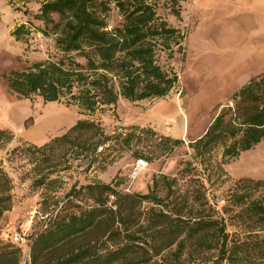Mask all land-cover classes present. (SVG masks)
Segmentation results:
<instances>
[{"label":"trees","instance_id":"trees-1","mask_svg":"<svg viewBox=\"0 0 264 264\" xmlns=\"http://www.w3.org/2000/svg\"><path fill=\"white\" fill-rule=\"evenodd\" d=\"M172 2L178 4L179 0ZM112 7L122 20L111 27ZM175 13L179 15V11ZM35 17L43 23L39 29L43 35L55 36L56 48L63 55L56 61L38 60L6 74L8 89L20 96L64 100L94 112L104 105H116L120 97L130 101L165 97L177 84V74L164 69L158 52L169 49L172 56V43L180 45L184 36L167 21H159L150 0H43ZM31 25H18L12 35L18 40L30 36ZM231 100L234 105L223 106L206 133L191 143L200 163L218 147L223 148L225 158H231L264 140V73L252 78ZM114 136L99 122L80 119L62 136L28 147L41 154L47 164L48 172L39 177L38 184H45L55 172V152L63 143L96 158ZM12 139L9 129H0V142ZM131 140L127 134L123 144L130 145ZM162 140L169 143L168 149L183 143L168 136H161ZM161 178L168 186L164 197L155 191L160 178L155 179V189L144 195L123 194L112 183L73 187L70 202L76 209L62 206L51 212L44 228L33 237L32 264H138L137 257L147 261L148 255L158 256L167 250L176 261L187 253L184 261L199 260L201 264H264V179L235 180L218 207L200 191L193 197L186 194L179 202L180 195L168 178ZM11 190L12 179L0 164V218L12 207ZM111 195L120 201L115 203L116 209L107 207ZM139 201L162 207L150 211L149 235L142 239L150 248L136 243L141 237L131 231L132 203ZM115 222L125 227L127 243H116V249L103 254L98 245L105 235H93L111 224L108 238L118 240L121 233L113 228ZM78 239L83 244L64 257L56 256L60 244ZM9 246L13 249L0 247V264H20L21 249Z\"/></svg>","mask_w":264,"mask_h":264},{"label":"rangeland","instance_id":"rangeland-1","mask_svg":"<svg viewBox=\"0 0 264 264\" xmlns=\"http://www.w3.org/2000/svg\"><path fill=\"white\" fill-rule=\"evenodd\" d=\"M42 1L0 0V129H9L13 134L11 141L0 142V164L12 179V207L0 218V247L13 249L9 245H14L21 249L20 264H32L33 237L44 228L51 212L62 206L65 209L73 208L70 191L75 186L80 188L90 183H112L123 194L144 195L155 189V179L160 178L155 191L164 197L168 186L161 177L166 176L177 195H180L177 196L179 202L186 194L193 197L200 191L213 205L220 207L235 180L264 179V140L231 158H225L223 148L218 147L206 155L202 163L191 147L192 142L206 133L223 106L234 105L231 98L235 92L225 101H215L212 110H200L201 104L207 99L200 100V95L191 92L188 89L191 85L186 82L191 73L195 50L199 47L204 50L211 45L200 41L204 32L199 36L195 30L200 18L203 19V28L201 26L199 29L202 31L208 27L210 16L203 12V8L217 0H179L178 4H173L172 0H150L160 17L159 21H167L169 25L180 29L184 36L180 45L172 43V56H169V49L158 52L159 63L164 69L177 74V84L165 97L137 101L120 97L116 105H104L94 112L76 104L68 105L64 100L49 102L39 95L31 98L20 96L6 85L4 76L10 71L23 69L38 60L56 61L63 55L56 48L55 36H45L39 30L43 23L35 15ZM174 9L179 11V15ZM121 20L117 9L112 7L109 13L110 26L117 25ZM30 22L33 27L30 36L18 40L12 35L18 25L26 23L30 26ZM77 60L84 62L82 57H77ZM202 68L207 70L206 65ZM209 86L216 89L215 83ZM165 100L177 101L182 109L173 119L154 118L155 105ZM185 109L190 113L188 116L193 132L181 135L178 131L183 117L178 114L186 112ZM80 119L95 120L108 134L115 135L109 142L110 146L100 148L101 152L93 158L63 143L55 152V172L45 184H38L39 177L48 172L47 164L41 154L28 147L42 146L52 138L62 136ZM140 128L147 130L141 131ZM127 134L131 135L130 145L123 144ZM161 136L182 139L183 143L168 149L169 143L161 141ZM15 148L16 151H13ZM139 159L146 163L142 169L136 166ZM116 202L120 201L111 195L107 207L116 209ZM132 204L134 225L131 231H137L138 237H141L136 243L150 248L142 240L149 235L147 228L150 211H159L162 207L149 201ZM108 228H111V224L105 226L99 234L93 235L95 238L105 235L99 238L98 245L103 254L116 249V243H127L126 230L122 224L113 223V228L121 233L118 240L108 238ZM82 241L63 242L57 248L56 256L64 257L83 244ZM168 253L169 250L158 256L148 255L147 261L137 257L138 264H201L199 260L184 261L188 257L187 253L181 261L173 260Z\"/></svg>","mask_w":264,"mask_h":264},{"label":"crops","instance_id":"crops-1","mask_svg":"<svg viewBox=\"0 0 264 264\" xmlns=\"http://www.w3.org/2000/svg\"><path fill=\"white\" fill-rule=\"evenodd\" d=\"M203 12L210 16L208 27L199 29L203 25L200 18L195 32L199 36L204 32L200 41L211 45L195 50L186 82L191 85L187 87L191 92L200 95V100L207 99L199 108L206 111L212 110L215 101H225L254 75L264 71V0H217L205 5ZM203 65L207 70H203ZM210 83H215L216 89L210 88ZM181 109L177 101H160L153 109V116L173 119ZM179 114L183 120L178 133H192L188 110Z\"/></svg>","mask_w":264,"mask_h":264},{"label":"built area","instance_id":"built-area-1","mask_svg":"<svg viewBox=\"0 0 264 264\" xmlns=\"http://www.w3.org/2000/svg\"><path fill=\"white\" fill-rule=\"evenodd\" d=\"M145 161L143 160V159H139L138 161H137V164H136V166H137V169L139 168V169H142L144 166H145Z\"/></svg>","mask_w":264,"mask_h":264}]
</instances>
